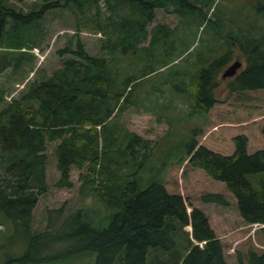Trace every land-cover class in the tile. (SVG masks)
<instances>
[{
    "label": "trees",
    "instance_id": "16d2710c",
    "mask_svg": "<svg viewBox=\"0 0 264 264\" xmlns=\"http://www.w3.org/2000/svg\"><path fill=\"white\" fill-rule=\"evenodd\" d=\"M215 3L37 0L25 10L17 0H0V76H25L27 65L34 68L32 50L45 38L49 13H68L76 35L58 51L71 56L50 75L29 79L18 97L7 100L11 89L0 82L4 264H51L89 253L96 254V264H148L151 250L171 252L179 235L185 246L174 264H228L208 212L194 206L188 212L171 184L170 175L184 165L232 193L245 224L264 225V0H224L223 11ZM159 9L176 14L178 24L149 30ZM202 27L206 37L196 45ZM83 31L101 34L98 54L87 50ZM235 48L245 67L220 97L218 75L231 65ZM132 107L169 124L171 113L186 109L203 124L158 156L167 136L153 142L130 131L121 118ZM219 123L230 126L200 144ZM56 141L55 185L70 188L72 170L85 169L81 194L91 202L65 218L63 208L50 210L47 229L34 232L33 211L48 187L46 150ZM200 200L229 205L217 190L205 191ZM188 225L191 233L184 230ZM10 230L20 232L17 244L23 247L6 255ZM255 239L264 246V226ZM241 246L238 264H264V248L249 238Z\"/></svg>",
    "mask_w": 264,
    "mask_h": 264
},
{
    "label": "rangeland",
    "instance_id": "374dc122",
    "mask_svg": "<svg viewBox=\"0 0 264 264\" xmlns=\"http://www.w3.org/2000/svg\"><path fill=\"white\" fill-rule=\"evenodd\" d=\"M37 0H17V5L28 10L31 4ZM224 0H216L215 6L223 11L225 5L222 3ZM235 11V18L239 20V9L233 8ZM210 14V13H209ZM213 19V16L211 17ZM179 22V17L174 13L165 12L162 9L157 10L156 20L149 25V30L158 23H164L170 27H175ZM45 29V38L40 47L34 48L32 52L35 54V65L32 68L27 65V74L25 76H13L12 79L7 78L5 75L0 76V82L10 87V93L7 95V100L18 97L20 92L25 88V85L29 79H41L52 73L53 70L59 68L62 63V59L70 54H64L60 56L58 51L66 47L75 35V24L73 19L68 13H49L43 22ZM199 30L197 38L199 42L202 36L206 37V31ZM85 42L86 48L90 54L99 53L98 38L101 34H95L88 31H83L79 35ZM239 60L242 62L241 68L237 71L238 74L245 67V58L235 48L233 59L230 64ZM229 66V64L218 75V86L216 91L220 97H226L230 92V83L233 81V76L224 77L223 72ZM33 69V71H31ZM31 71V72H30ZM27 76V77H26ZM174 122L168 123L167 118L159 122L157 116L154 113H146L142 109L132 107L126 110L122 115V122L132 132L144 137L145 139L157 142L164 139V144L160 146L161 150H156V154L162 155L169 147L175 143L184 139L194 128L203 124V119L198 116L189 118L186 109H180L170 114ZM247 122H241V125L247 124ZM236 123L234 126H238ZM230 126V124L219 123L209 127L206 133L201 137L200 144L205 142L221 127ZM59 141L51 142L48 144L46 154L48 155L47 163V189L40 196L38 204L33 211L32 230L34 232H40L47 229V225L50 219L49 211L63 208V217H67L78 209L85 207L86 203L91 202V199L83 198L81 194L82 180L81 175L86 170H79L74 168L71 172L72 186L70 188H61L56 184L59 179L60 173L56 166L55 147ZM161 151V152H160ZM161 153V154H160ZM188 168V169H187ZM193 172V174H192ZM192 174V175H191ZM197 178L190 182L189 176ZM249 180L256 185L254 175L248 176ZM171 184L176 183L179 192L184 196L187 204V210L190 212L192 206L202 209L204 212H208L211 224L215 227L217 236L222 240L224 244L225 258L228 264H238L237 252L241 249L243 241L252 239L254 244L260 248L264 246L260 245L255 239V232L260 227L259 225H247L241 218L235 197L230 193L223 185L218 183H211L207 181L206 177L200 172L191 170L187 165H184L178 169L175 174H171L169 177ZM208 190H217L224 192L226 198L229 201L228 206L216 205L213 203H204L200 200L201 194ZM186 232L191 233L192 226L188 225L184 227ZM20 232H13L10 230L9 236L5 238L6 247L2 248V251H6V255H10L11 252H19L23 246H18L20 240ZM185 240L181 235L177 236V246L171 252L162 251L161 249L151 250L148 255V264H174L178 259V256L184 251ZM20 247V248H19ZM97 256L95 253L86 254L76 259H65L59 262L51 264H96ZM5 261L0 260V264H4ZM50 264V263H49ZM119 264V263H118Z\"/></svg>",
    "mask_w": 264,
    "mask_h": 264
},
{
    "label": "water",
    "instance_id": "95a60500",
    "mask_svg": "<svg viewBox=\"0 0 264 264\" xmlns=\"http://www.w3.org/2000/svg\"><path fill=\"white\" fill-rule=\"evenodd\" d=\"M242 66V62L239 60H236L235 62H233L231 65H229L223 72V78L224 77H231L234 76L237 71L241 68ZM191 211V210H190ZM264 225L260 226L263 227ZM258 227V228H260Z\"/></svg>",
    "mask_w": 264,
    "mask_h": 264
}]
</instances>
